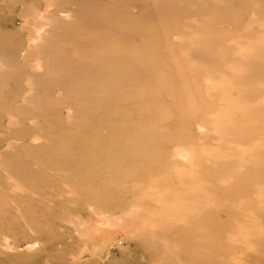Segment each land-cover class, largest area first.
Returning <instances> with one entry per match:
<instances>
[{
	"label": "rangeland",
	"instance_id": "1",
	"mask_svg": "<svg viewBox=\"0 0 264 264\" xmlns=\"http://www.w3.org/2000/svg\"><path fill=\"white\" fill-rule=\"evenodd\" d=\"M186 254L264 264V0H0V264Z\"/></svg>",
	"mask_w": 264,
	"mask_h": 264
},
{
	"label": "bare ground",
	"instance_id": "2",
	"mask_svg": "<svg viewBox=\"0 0 264 264\" xmlns=\"http://www.w3.org/2000/svg\"><path fill=\"white\" fill-rule=\"evenodd\" d=\"M98 59H99V58H98ZM98 59H97V60H98ZM97 60H96V61H97ZM240 117H241V116H240ZM236 118H237V117H236ZM236 118H235V119H236ZM237 119H238V118H237ZM37 158H38V159H37ZM37 158H36V159H37V162L39 163V162H40L39 159L41 158V156H40V158H39V156H37ZM42 158H43V157H42ZM44 158H45V157H44ZM32 159H35V158H32ZM40 163H41V164L43 163V159L41 160ZM41 164H40V165H41ZM41 170H42V168H41ZM38 172H39V171H38ZM40 172H41V171H40ZM40 172H39V173H40ZM21 173H22V172H21ZM42 173H43V172H42ZM21 176H22V174H21ZM25 176H27V175H25ZM43 176H44V175H43ZM40 177H42V175L39 176V178H40ZM17 178H18V177H17ZM25 178H26V180H27V177H25ZM23 179H24V176H23ZM18 180H20V179H18ZM28 180H29V179H28ZM32 183H33V182H32ZM97 185H98V184H97ZM21 186H22V185H21ZM28 186H29V189H28V190H30V185H28ZM98 186H99V185H98ZM102 186L104 187L103 184H102ZM22 188H23V187H22ZM27 188H28V187H26V189H27ZM33 189H34V188H33ZM41 189H42V188H41ZM105 189H106V187H105ZM96 190H98V189H96ZM98 191H100V190H98ZM27 192H29V191H27ZM106 192H107V191H106ZM84 196H85V195H84ZM94 200H95V198H94ZM97 200L99 201V198H98ZM97 200H96L95 202H98ZM98 203H99V202H98ZM97 205H99V204H97ZM198 228H200V227H198ZM199 230H200V229H198V231H199ZM1 241H2V240H1ZM172 255H173V254H172ZM197 255H198L199 257H195V258H196L197 260H200V259H201V258H200L201 255H200L199 253H198ZM184 256L187 257V261H186V262L188 263V262H189V256H188L187 254L184 255ZM199 258H200V259H199ZM184 260H185V257H184ZM228 262H229V261H228ZM188 264H189V263H188ZM228 264H229V263H228Z\"/></svg>",
	"mask_w": 264,
	"mask_h": 264
}]
</instances>
